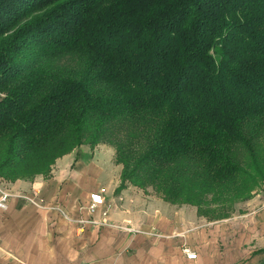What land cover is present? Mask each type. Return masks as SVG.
Returning a JSON list of instances; mask_svg holds the SVG:
<instances>
[{"label":"trees","instance_id":"trees-1","mask_svg":"<svg viewBox=\"0 0 264 264\" xmlns=\"http://www.w3.org/2000/svg\"><path fill=\"white\" fill-rule=\"evenodd\" d=\"M99 143L117 190L213 220L249 199L264 177V0H0V178L47 176Z\"/></svg>","mask_w":264,"mask_h":264},{"label":"crops","instance_id":"crops-1","mask_svg":"<svg viewBox=\"0 0 264 264\" xmlns=\"http://www.w3.org/2000/svg\"><path fill=\"white\" fill-rule=\"evenodd\" d=\"M120 171L113 147L99 143L57 158L47 176L0 178L13 194L8 208L0 209V264H237L264 248V209L220 223L147 189L117 190ZM94 191L104 202L90 213L86 206ZM185 248L196 251V258L188 259Z\"/></svg>","mask_w":264,"mask_h":264},{"label":"built area","instance_id":"built-area-1","mask_svg":"<svg viewBox=\"0 0 264 264\" xmlns=\"http://www.w3.org/2000/svg\"><path fill=\"white\" fill-rule=\"evenodd\" d=\"M13 195L8 189L5 187L0 186V209L1 210H6L8 208V198ZM253 195L255 199L258 201V204L261 209H264V178L256 190L253 191ZM18 196H22L26 198L30 203L34 204L37 207H47V204H45L43 201L40 199H36L33 196L30 195H21L19 194ZM104 198L100 192L94 191L89 194V201L87 203V210L90 213H93L96 211V209L103 204ZM60 210V209H59ZM63 212L62 210H60ZM66 216V215H65ZM67 217V216H66ZM185 256L188 259H194L197 256L196 251L193 249L185 248L184 249Z\"/></svg>","mask_w":264,"mask_h":264},{"label":"rangeland","instance_id":"rangeland-1","mask_svg":"<svg viewBox=\"0 0 264 264\" xmlns=\"http://www.w3.org/2000/svg\"><path fill=\"white\" fill-rule=\"evenodd\" d=\"M263 178L261 180H259L258 185H257L256 188L259 187V185L261 184ZM146 191L148 193H153V194H156L157 196H159V194H157L151 187H148ZM253 197H254V195L252 193L251 197L248 200L250 201L251 198L253 199ZM246 200L239 201V202H236L234 204V208H233L232 212L230 213V215L228 216L230 219H228L227 221H236V220L240 221L241 219H244L247 216L256 215V213H258L260 210H263V209L260 208V206L257 203V201H255L253 203L251 202L250 204H246V202H247ZM234 217H236V218H234ZM225 218L214 219V220H218V222H220V223H227V222H223V221H225ZM210 220H213V219H210ZM259 256H260V254L253 255V256H251L249 258L240 260L237 264H247V262H251V261L257 260L259 258Z\"/></svg>","mask_w":264,"mask_h":264}]
</instances>
